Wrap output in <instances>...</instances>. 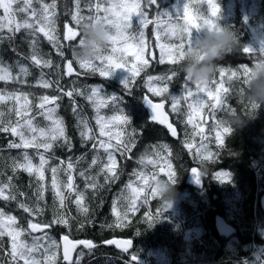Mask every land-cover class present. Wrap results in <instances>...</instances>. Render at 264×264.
Wrapping results in <instances>:
<instances>
[{
  "label": "trees",
  "instance_id": "trees-1",
  "mask_svg": "<svg viewBox=\"0 0 264 264\" xmlns=\"http://www.w3.org/2000/svg\"><path fill=\"white\" fill-rule=\"evenodd\" d=\"M44 2L51 3V0H44ZM96 2L98 0H82L81 14L85 17L90 15L91 13L85 8V5ZM99 2L105 4L101 0ZM65 3L70 9L74 10V0H57V15L59 18L56 21V28L62 42L66 32L65 25L76 26L70 15H65ZM183 3L189 5V9L194 15H208L207 0H158L155 9L161 13H176L182 9ZM216 3L219 6V12L214 17L216 23L230 28L237 37L235 47L231 48V51L225 52L215 62L214 72L221 67L225 70L224 82L227 87L230 83H233L232 80L228 79L230 69H235L241 64H247L251 67L254 59L264 57V46L258 42V39L264 41V0H216ZM36 6L38 7V5ZM155 9L150 11V17H155ZM3 15V9L0 8V16ZM14 19L22 20L23 17L16 16ZM173 19L175 20L174 23H183L182 19L179 21ZM79 30L81 31V29ZM204 31L206 29L192 31L191 47L195 45L197 38ZM251 31L258 39L252 36ZM0 35L7 37L9 33L4 29L0 31ZM25 37L26 33L21 31L16 34L12 41L7 39L0 41V62H2V65H11L12 73L15 76L18 72L17 61H19L29 67L31 75L24 78L26 83L23 85L0 81V90H19L31 93L29 100L32 106L29 118L36 116V123L41 127L46 126V121L38 115L36 106L40 103L39 97L43 95L61 97L57 102L59 104L57 114L64 118L67 134L71 137L74 147L71 152L66 148L56 147L55 155L64 161H67L68 156H72L74 163L76 157L85 155V159L76 165L72 174L74 183L80 191L84 192L85 200L83 203L89 208V212L87 215L78 212L74 203L76 193H72L68 196L66 207L62 210L67 214L70 226L55 225L46 231H49L58 242L63 235H68L74 240H92L96 245L92 250L84 249L83 245H78V251H84L80 264H264V103H258L259 107L255 112L248 103L249 100L252 101L249 96L250 75L244 91L240 93L238 86L233 83V88H237V91L230 89L225 100V105L234 108L236 112L230 111L227 115H223L222 112L217 113V118L221 122L230 114L239 115L243 119V123L239 125L222 123L233 128L231 134L225 136L223 146H218L215 142L217 129L210 130V125L213 123L211 117L209 122H206V118H202L201 114L197 118H193L196 124L204 128L203 135L207 137L205 143L208 145V150L214 154L211 159L204 160L203 157L194 155V149L189 150L185 146V132L187 131L189 134L193 132V126L186 125L187 103L190 101H181L180 107L183 112L179 116L172 112L171 103L166 102V108L179 131L178 138L173 139L164 127L150 121L148 112L142 104V97L145 93L155 100L164 99V97H156L147 91L144 73L136 78L134 90L131 92L124 91L122 81L101 77L98 73L87 76L76 75V73L84 71L79 69L76 63L73 64V75L68 76L67 61L60 60L56 50L40 33L39 47L46 54L44 58L48 59L50 57L54 64L59 63L61 65L62 78L60 79V85L63 87L64 92L72 86L71 79L75 76H79L80 80L78 84L77 79L75 80L76 86L85 91H87V86L93 84L103 85L105 93L122 96L120 106L132 122L131 125H125L123 129L114 128L112 131L124 130L126 133L131 134L133 129L136 130L137 146L131 154L132 159H126L119 154L116 155L117 168L121 173L119 180L105 182L101 175L98 182L105 186L94 193L92 189L86 190L85 180L78 174L81 170L88 169L93 155H96L90 150L94 141L90 140L86 145L81 146L79 129L76 127L77 120L72 113V105L67 96L57 90L55 85L49 89L37 85V79L42 70L48 74L46 78L55 80L56 77L51 75L55 69H40L32 64L28 59L32 54L31 47ZM245 47L250 48L252 51L244 52ZM65 51L68 57L71 58L70 49L66 48ZM103 54L113 55L114 57L121 55L119 52L111 53L110 47L105 49ZM168 68L169 65L167 64L159 65L153 62L148 71L152 75H163ZM182 71L184 72L183 66ZM118 73H112V75L117 76ZM121 74L124 76L122 71ZM182 77L183 73H181L180 79L175 80L169 86L170 93L165 94L168 100H170L171 95L181 93ZM220 79L218 75H212L210 81H213V83H210L208 87L215 91V88L219 86L218 81ZM192 87L195 90L194 84ZM74 99L79 109H82L81 114L88 119L89 126L93 130L92 135L97 140L106 139L100 136L99 126L95 122V108L91 102L82 96H75ZM204 99L206 101L205 108L201 112L209 113L211 109L208 105L214 103V101L206 95ZM17 106L15 101L0 103V113L4 114L0 119L4 122L8 120L15 121L17 117H15L14 111L10 113L9 110ZM245 107L248 109L247 112H245ZM118 114L120 113L108 108H102L100 112V115L105 117ZM141 129H144L142 135L140 134ZM199 139V137H196L189 142L198 144ZM9 140L19 142L18 138L11 136V133L0 132V181L12 176V183L24 195H17V201L0 200V207L6 213L15 215L18 223L25 228L29 219H32L33 222L50 221L53 211V196L50 189L44 193V200L40 202V207L43 209L42 216L34 217L18 208L19 202H27L29 205L34 204L35 177H29L22 170L16 172L15 175L13 174L10 158L17 156L19 150L7 149ZM113 143H115V140H113ZM163 144L169 146L170 156L169 150H164L157 156L155 153L159 149L149 147V145ZM29 152L33 155L34 163L38 164V156L31 149ZM145 153L156 161L155 166L138 163L140 155ZM207 154V152H204L203 155L207 156ZM99 155L104 158L103 150H100ZM166 159L177 171L175 183L165 181L167 169H165V173L160 172V168L165 165ZM57 163L59 161H51L52 166ZM193 167H199L202 173V183L199 185L190 181L191 168ZM98 171L99 166H93L88 171V175H95ZM134 171L144 172L149 183H151L152 173H159L157 179L164 180L169 184L174 195L166 201L160 195L152 197L148 188L145 187L141 197L147 194V201L139 199L136 211L130 212L121 221L120 226H116L117 213L123 216L124 205L127 200L117 201V211L114 213L112 211L114 199L117 198L122 189L127 194L125 185L130 180L132 186L136 188L144 186L145 183L144 180H137L136 175L133 174ZM217 173H226L227 176L222 180L218 178ZM45 175V183L50 184L51 173L46 172ZM60 178L62 180L66 179L63 173H61ZM30 185L33 187H30ZM165 202L170 206L164 207ZM149 215L153 217L151 221L148 219ZM218 217L225 218L228 223L236 228V232L232 237H223L217 232L216 219ZM150 223L151 226H149ZM33 235L39 236L41 233L38 232ZM112 237L130 238L133 242L132 247L124 251L113 245H107L106 241ZM24 239H27L29 244L31 243L30 237H24ZM254 245L259 248V258L256 256L255 250L252 249ZM10 252V237L7 235L0 237V264H9V261H11ZM57 255V264H63L62 254L58 251ZM19 264H23V261H20Z\"/></svg>",
  "mask_w": 264,
  "mask_h": 264
},
{
  "label": "snow or ice",
  "instance_id": "snow-or-ice-1",
  "mask_svg": "<svg viewBox=\"0 0 264 264\" xmlns=\"http://www.w3.org/2000/svg\"><path fill=\"white\" fill-rule=\"evenodd\" d=\"M82 0H74L73 9H70L65 3V15H70L71 20L75 22L76 28L68 27L65 25L66 32L63 36V42L57 32L56 21L59 18L57 15V0H51V3H46L44 0H0V8L3 9V16H0V31L6 29L9 35L7 37L0 35V41L5 39L12 41L16 34L24 31L26 33L25 39L29 41L32 54L28 57L32 64L40 69H55L51 75L56 77L55 80L46 78L43 70L37 79V85L49 89L54 85L56 89L67 96L72 105V113L76 117V127L79 129V136L81 146L86 145L90 140L94 141L91 146V151L96 153L93 155L88 169L81 170L78 174L85 180V188L92 189L95 193L98 189L103 188L98 182L99 177L102 175L105 182H115L120 178V170L117 168L116 155L124 156L126 159H132V152L137 146L136 130L133 129L131 134L121 130L113 132L114 128H121L125 125H131L130 118L125 113L124 109L120 106L122 96L116 94H107L103 91L102 85L87 86V91L76 86V81L72 82V86L68 91L64 92L63 87L60 85L61 65L53 62L49 57L45 59L44 54L39 47V34L42 33L50 45L56 50V54L61 61H67V75L71 76L74 73L73 64L76 63L79 69L84 70L82 73L76 75H90L98 73L101 77H109L114 70L124 68L129 73L128 78L124 79L121 83L125 92L134 90V85L137 77L144 73L146 76L145 83L147 91L156 97H164L161 102L156 103L148 96H143L145 103L151 109L152 115L150 121L152 123H159L166 125L167 130L172 137H178L177 128L173 123L169 122L168 116L163 111L165 103H171V110L178 116L182 114L183 109L180 107L181 101L187 103V121L186 125L193 126V132L189 134L185 132V146L192 150L196 157H203L204 160L211 159L214 155L208 150V145L205 143L207 137L203 135L204 128L200 127L193 120V115H199L205 108L204 96L211 97L214 103L208 105L211 109L209 115L213 121L210 125L211 129H217L215 132V142L218 146H223L225 136L231 134L233 128L230 125H224L217 118V113L222 112L227 115L230 111L236 112L234 108L225 105V100L229 94L230 89L237 91L233 88V83L238 86V91L242 93L245 89L246 82L251 73V67L247 64H241L235 69H230L229 80L230 83L225 86V70L223 67L213 73L214 76L218 75L221 79L218 81V87L215 91L209 88L208 85L213 81L208 80L204 83H195V91L193 90V83L182 71V61L184 59V52L186 49L191 48V35L192 31H199L201 29L212 30L217 28L214 17L219 12V6L216 0H207L208 15L200 14L194 15L189 9L187 3H183L182 9L176 13L164 12L161 13L155 9L158 0H132L131 3H109L107 7L102 2L87 3L85 8L91 13L87 17L83 16L81 9ZM38 5V7L36 6ZM155 9V17L149 19L150 11ZM16 16H22V20L14 19ZM167 17L168 22H163V18ZM175 18L177 21L183 20V23H172ZM92 19L103 20L106 26L112 33L111 37V53L119 52L121 55L114 57L113 55H104L103 52L95 57L93 60H80L75 57L73 49L83 43L81 29L85 21ZM155 23V40L153 46L158 48V55L154 54L152 48L146 43L145 29L149 24ZM162 39L168 42H161ZM67 42V43H65ZM120 45V47H117ZM70 49L71 58L66 54L65 49ZM14 50V49H13ZM227 49L225 52H229ZM244 52H251L248 47L243 49ZM131 53L130 56L125 54ZM153 62L159 65L167 64L169 68L163 75L149 74V69L152 67ZM18 72L14 76L12 73L11 65H2L0 62V81L5 83L12 82L15 84L23 85L26 83V77L31 75L29 67L17 61ZM183 73L182 84L180 85L182 91L177 95H171L170 100L165 97L166 93H170V85L181 78ZM104 94V95H102ZM31 93L23 91H5L0 90V103L6 101H15L18 105L9 112L14 111L15 121L8 120L4 122L0 119V132L11 133V136L18 138L16 140H9L7 149L19 150L18 155L11 157V168L13 174L22 170L27 173L29 177H35L34 204L29 205L27 202H19L18 208L24 212L29 213L31 216H42L43 209L40 207V202L44 200V193L51 190L53 196V211L52 219L44 222H33L29 219L27 227H23L18 223L15 215L6 213L0 207V237L7 235L11 240V261L9 264H57L58 250L61 245L57 239L50 234L49 230L55 225H63L69 227V218L66 212L62 211L66 207V200L72 193H76L74 203L77 206L78 212L87 215L89 208L84 205L85 195L80 191L78 186L74 183L73 170L76 165L85 159V155L75 158L73 162L72 156H68L67 161L60 160L55 155L56 147L66 148L69 152L72 151L74 145L71 137L67 134L64 118L57 114L59 104L57 103L60 96L43 95L39 97L40 103L36 106L38 115L43 117L46 121V126H38L36 123V116L29 118L31 110V101L29 100ZM75 96L85 97L91 102L95 108L96 116L95 122L99 126L100 136L106 139L97 140L92 135V128L89 126L88 119L84 117L82 109L76 105ZM23 101V103H21ZM251 108L255 110L259 107L258 103L248 102ZM102 108L112 109L120 114L111 117L100 115ZM245 107V112H247ZM0 113V117H3ZM144 129L140 130L142 135ZM199 137V143L193 144L189 141ZM115 140V143H113ZM149 147L158 148L159 151L155 155L159 156L164 150H169L167 144L163 145H149ZM38 156V164L34 163L33 155L29 150ZM103 150L105 154L102 158L99 153ZM207 152V156H204ZM170 156V150H169ZM59 161L55 166L51 165V161ZM141 165L152 164L156 165V161L151 158L147 153L141 154L138 160ZM93 166H99V171L95 175H88V171ZM165 169H167L165 173ZM46 172L51 173L50 184L45 183ZM161 173L166 174L168 183H175L177 171L173 169L169 160H165L164 167L160 168ZM194 178L199 182L200 169L199 167L191 168ZM63 173L66 179L60 178ZM137 180H144V186L136 188L132 186V182L125 185V190L122 189L117 198L113 201L112 211H117V201L123 202L127 200L124 205V213L121 216L117 213L116 226H120L121 221L130 213L137 209V202L139 199L147 201V194L141 197L144 193L145 187L148 188L152 197H157L159 193V173L153 172L151 176V183L148 182V177L144 172H135ZM218 178L225 179L226 173H217ZM13 177L9 176L6 180L0 181V200L3 201H17V195H24L16 189L12 183ZM30 187H33L30 185ZM66 190V191H65ZM67 192V195H66ZM170 204L165 202L164 207ZM47 207V205H45ZM148 219L151 221L153 217L149 215ZM151 226V223L149 224ZM83 227V225H81ZM111 227V225H109ZM41 233V235H33L34 233ZM24 237H30L31 243H28ZM63 248V262L66 264H80V259L84 256V251H78V245H83L84 249L92 250L96 247L92 240H72L68 235L62 236ZM107 244H115L120 249L127 251L131 247L130 240L115 241L108 240ZM73 253H76V260H73ZM135 259V257H133Z\"/></svg>",
  "mask_w": 264,
  "mask_h": 264
},
{
  "label": "clouds",
  "instance_id": "clouds-1",
  "mask_svg": "<svg viewBox=\"0 0 264 264\" xmlns=\"http://www.w3.org/2000/svg\"><path fill=\"white\" fill-rule=\"evenodd\" d=\"M81 32L83 43L73 49L75 57L80 60H93L111 45L112 33L102 19L86 21ZM236 43L235 33L226 26L218 25L215 29H206L197 38L195 45L184 52L181 63L185 75L193 84L207 82L214 73L216 60L227 49L234 48ZM251 68L250 99L255 103H264V57L254 59ZM222 123L239 125L243 123V119L239 115L230 114ZM158 187L160 196L166 201L173 197L171 186L164 180L159 181Z\"/></svg>",
  "mask_w": 264,
  "mask_h": 264
},
{
  "label": "rangeland",
  "instance_id": "rangeland-1",
  "mask_svg": "<svg viewBox=\"0 0 264 264\" xmlns=\"http://www.w3.org/2000/svg\"><path fill=\"white\" fill-rule=\"evenodd\" d=\"M101 1L105 2L104 5H107V6L109 5V3H112V2L114 3L115 1H118L117 3H121V2L122 3H131L132 2V0H101ZM107 6H105V7H107ZM153 18L154 17H150L149 16V19H153ZM163 22H168V18L167 17L163 18ZM171 22L173 23V22H175V20L173 19ZM73 28H76V26H73ZM155 29H156L155 23L149 24L148 27L145 29V33H146V43H148L149 44V47L152 48L153 53L158 55V52H159L158 48H155L153 46V41L155 40ZM251 33H252V36H254V34H253L252 31H251ZM161 42L166 43L168 41L165 40V39H162ZM262 43L264 44V42H262ZM117 46H120V45H117ZM125 56L126 57L127 56H130V53L125 54ZM121 71L123 72L124 76L121 74ZM117 72H119L117 74V76H113L112 75L113 77L112 76H109L108 78H112V79H117L119 81H123L124 79L128 78V76H129V73L124 68L116 69V70H114L113 73H117ZM75 80L77 81V84L80 83L79 76L78 77L75 76L74 78H72L71 79V82H73ZM92 86H96V84H93ZM102 88H103V85H102ZM110 93H112V92L110 91ZM200 114H201V117L202 118H204L206 116V114H204L202 112H200ZM207 114L209 115V113H207ZM195 117L197 118V115H195ZM209 120H210V115H209V118H208V122H209ZM161 167H164V166H161ZM254 250H255L256 256L259 258V253H258L259 252V248H258V246H255L254 247Z\"/></svg>",
  "mask_w": 264,
  "mask_h": 264
},
{
  "label": "water",
  "instance_id": "water-1",
  "mask_svg": "<svg viewBox=\"0 0 264 264\" xmlns=\"http://www.w3.org/2000/svg\"><path fill=\"white\" fill-rule=\"evenodd\" d=\"M145 96H148V95H145ZM150 98V96H148ZM152 99V98H150ZM153 100V99H152ZM154 102L156 103H159L161 101H155L153 100ZM143 104L144 106L147 108V111L149 113V116L151 117L152 115V112H151V109L150 107L148 106L147 103H145L144 99H143ZM163 111L165 112V114L168 116V119H169V122L173 123L172 120H171V117H170V114L168 113V111L166 110V108L164 107ZM158 125H160L159 123H156ZM174 127H176V125L173 123ZM160 126H163L166 128V125H160ZM177 128V127H176ZM167 129V128H166ZM168 131V130H167ZM178 131V129H177ZM168 133L170 134V132L168 131ZM171 136V135H170ZM172 137V136H171ZM174 138V137H172ZM178 137H175L174 139H177ZM200 177H201V174H200ZM200 177H199V181H200ZM192 180L196 181V179L194 178V176H192ZM216 228H217V231L219 232L220 235L222 236H232L234 233H235V228L229 224L228 222L225 221L224 218H218L217 221H216ZM70 239H72L71 237H69ZM73 240V239H72ZM109 240H115V241H123V240H130L131 241V247H132V240L130 238H125V237H113V238H110ZM108 241V240H107ZM62 244H63V241H62V238L60 240V245H61V253H62V256H63V248H62ZM107 245H114L116 248L120 249L119 247H117L115 244H107ZM130 247V248H131ZM129 248V249H130ZM128 249V250H129ZM75 257V253H73V259Z\"/></svg>",
  "mask_w": 264,
  "mask_h": 264
},
{
  "label": "bare ground",
  "instance_id": "bare-ground-1",
  "mask_svg": "<svg viewBox=\"0 0 264 264\" xmlns=\"http://www.w3.org/2000/svg\"><path fill=\"white\" fill-rule=\"evenodd\" d=\"M249 31V30H248ZM130 107V106H129ZM72 134V133H71ZM143 134V133H142ZM140 137V136H139ZM77 138V137H76ZM79 140V139H78ZM81 141V140H80ZM80 143V142H79ZM1 146V145H0ZM2 151V150H1ZM6 151V150H5ZM11 152V151H10ZM3 153V152H2ZM2 156V155H1ZM4 160V159H3ZM26 190V189H25ZM232 241V240H231ZM239 241V240H238ZM229 242V241H228ZM232 243V242H231ZM242 243V242H241ZM234 245V244H233ZM238 245V244H237ZM257 245V244H256ZM247 246V245H246ZM110 247V246H109ZM151 248H153V247H151ZM79 249V248H78ZM240 249V248H239ZM242 249V248H241ZM253 249V248H252ZM233 250V249H232ZM250 251V250H249ZM112 252V251H111ZM253 252V251H252ZM247 253V252H246ZM242 254H243V252H242ZM86 261H87V259H86ZM187 263V262H186ZM64 264V263H63ZM195 264H197V263H195Z\"/></svg>",
  "mask_w": 264,
  "mask_h": 264
}]
</instances>
